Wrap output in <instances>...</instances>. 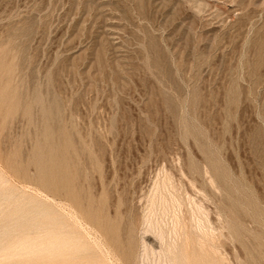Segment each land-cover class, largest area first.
<instances>
[{"label": "rangeland", "instance_id": "obj_1", "mask_svg": "<svg viewBox=\"0 0 264 264\" xmlns=\"http://www.w3.org/2000/svg\"><path fill=\"white\" fill-rule=\"evenodd\" d=\"M0 68L12 181L38 176L49 109L81 208L137 264H164L143 242L176 214L212 231L214 264H264V0H0Z\"/></svg>", "mask_w": 264, "mask_h": 264}, {"label": "bare ground", "instance_id": "obj_2", "mask_svg": "<svg viewBox=\"0 0 264 264\" xmlns=\"http://www.w3.org/2000/svg\"><path fill=\"white\" fill-rule=\"evenodd\" d=\"M3 65L6 64L3 63ZM7 67L5 69L9 70V66ZM4 73L5 71L2 73L3 77ZM4 84H7V82ZM12 92H15V90ZM7 97L9 98L8 94ZM2 99L4 101V96H0L1 101ZM15 101L10 103L12 104L10 106L14 109L17 107L14 104ZM27 105L24 110H26ZM9 108L11 109V107ZM1 115L2 112L0 111V120L2 121L0 122L5 123L6 118L9 116L6 117L5 115L6 118L3 119ZM8 115L12 118L14 116L12 111ZM18 115L17 117L20 116ZM44 115L42 141L35 150L34 156H32L38 169V176L30 180L13 179L12 181L9 177L10 173L8 175V172H0V264H137L134 256L135 251L133 252L132 237L127 238L126 246L125 243L120 241L117 222L110 221L106 208L103 207L101 216L94 212L91 205L85 210L81 208L78 193L73 187L74 170H71L73 159L70 157L69 148L71 144L68 140L66 145V142L64 143L65 138L64 141L62 140L65 146H59L55 142L56 138L63 132L59 131L61 134L57 135L52 130L51 125H49L51 119L49 109L44 112ZM38 131L41 132V130ZM1 169L5 168L1 167ZM214 171L216 175L219 173L217 167H214ZM18 174L20 175V172ZM19 175L17 176L20 177ZM19 185L22 188L24 187V190ZM26 187H30L33 192H27ZM52 190L57 192L60 197L52 195ZM177 205L180 206L181 202ZM77 207H80L82 212ZM194 215L193 220L200 218H197L196 214ZM114 217L117 218V212H115ZM173 223V228L168 231L163 228H159V230L156 228L160 245L155 241L143 242L142 248L146 258L151 252V255L156 256V254H159V259H164V264H214L215 249L212 243L214 238L211 235L212 231L211 233L206 231V235L201 236L199 235L201 229L199 224H194L191 219L188 221L187 218H182L178 214L175 215ZM83 224L86 225L88 237L93 239L94 243H91L90 239H87L78 231V227L83 226ZM146 234L145 236H147ZM216 248L218 249V247Z\"/></svg>", "mask_w": 264, "mask_h": 264}]
</instances>
